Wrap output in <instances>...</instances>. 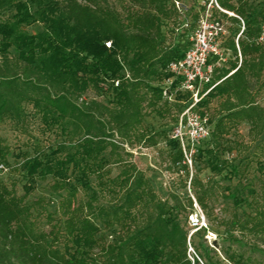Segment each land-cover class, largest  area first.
Instances as JSON below:
<instances>
[{
	"label": "trees",
	"instance_id": "1",
	"mask_svg": "<svg viewBox=\"0 0 264 264\" xmlns=\"http://www.w3.org/2000/svg\"><path fill=\"white\" fill-rule=\"evenodd\" d=\"M218 1L245 22L239 37L241 20L215 12L231 25L222 44L229 58L215 69L219 84L198 105L214 124L211 148L200 156L220 173L222 164L228 167L221 155L234 151L229 138L243 125L264 146V45L258 43L264 0ZM200 11L189 13L191 28L177 33L173 25L182 18L173 0H127L122 11L105 0H0V127L9 123L28 135L35 113L45 133L60 137L56 147L37 142L17 156L0 134V172L9 168L33 182L20 195L18 181L0 179V264H202L191 260L189 232L180 222L184 211L195 212L194 200L184 206L176 194L161 198L132 153L169 139L146 124L149 116L177 124L190 103V94L165 99L163 83L172 77L168 65L191 46ZM35 26L41 29L30 32ZM91 91L105 100L88 99ZM169 142V169L189 178L180 142ZM49 180L60 200L45 230L38 224L45 200L28 199L34 183ZM190 185L206 211L210 189L198 176ZM232 226L264 235V207L255 216L235 214Z\"/></svg>",
	"mask_w": 264,
	"mask_h": 264
},
{
	"label": "rangeland",
	"instance_id": "2",
	"mask_svg": "<svg viewBox=\"0 0 264 264\" xmlns=\"http://www.w3.org/2000/svg\"><path fill=\"white\" fill-rule=\"evenodd\" d=\"M105 3L112 8L122 11L127 0H105ZM203 0H187L186 6L190 13L201 8ZM226 27L231 26L225 23ZM41 27L29 28L30 32H36ZM229 36V33L228 35ZM229 58V55L227 56ZM88 99L96 98L104 101V97L96 92H89ZM261 103L264 104V92ZM212 109L216 103L212 104ZM186 107H184L185 109ZM183 109V110H184ZM212 115V112H211ZM30 120L29 134H21L9 123L0 127L1 136L12 147L14 153L18 154L31 149V145L41 142L43 146H54L60 141V137L45 133L41 118L33 113ZM146 124L158 131L165 130L169 139H173L176 123L171 118H159L151 115L147 118ZM213 131L214 124L209 123ZM169 139L160 140L156 148L138 147L132 150L133 159L136 164L145 171L153 185L163 199H171L172 194L180 196L184 206L188 204L187 198L194 200L195 212L184 211L180 214L182 226L189 232L191 242L189 253L193 259H198L202 264H207L203 255L207 256L213 264H234L227 260L228 256L242 258L246 264H264V235L253 232H242L240 228H234L232 222L235 214L246 218L247 215L255 216L264 207V146L260 145L262 140H253L249 136V126L243 125L239 132L229 138L228 144L233 146V152H226L221 157L227 160L228 167L223 172L213 171L208 164V156L202 155L199 150L211 148L212 135L200 141L194 148L192 164L187 162L189 178L185 171L179 172L170 170L169 157L171 145ZM239 144H243L241 147ZM13 162V159H10ZM221 163V161H220ZM234 168H238L236 171ZM9 170V168H8ZM0 172V179L11 185L18 181L17 190L20 195L24 193L23 186L33 185L21 175H14L10 170ZM118 169L115 170V173ZM198 176L211 191V196L206 199L207 210L205 211L194 198V190L191 187L193 177ZM188 180L187 189L184 188ZM52 181L34 183L35 191L29 197V202L40 198L45 200L44 209H39L38 224L40 228L48 230L46 216L48 213H56L57 203L60 196L50 191ZM86 197L80 196V201ZM44 212V213H42ZM58 217V214H56Z\"/></svg>",
	"mask_w": 264,
	"mask_h": 264
},
{
	"label": "built area",
	"instance_id": "3",
	"mask_svg": "<svg viewBox=\"0 0 264 264\" xmlns=\"http://www.w3.org/2000/svg\"><path fill=\"white\" fill-rule=\"evenodd\" d=\"M173 2L182 18V23L173 25V27L177 33L184 32L191 28L192 23L188 17L190 11L185 2L179 0H173ZM216 11L239 18L234 13L224 10L218 0H203L197 28L190 37L191 46L182 59L173 61L168 65L167 72L172 77L163 83L164 97L170 102H173L176 93L190 94V103L179 115L173 135V139L180 142L186 154V161L190 164L193 160V148L200 141L212 135L209 117L203 116L198 111V105L219 84H213L215 69L224 64L229 55V52L222 45L227 37L228 30L223 21L215 18ZM240 20L242 30L239 37L245 30V22L242 19ZM258 43L264 45V25ZM107 46L109 47L110 43ZM233 73L234 71L231 74ZM175 80H179V84L173 91L172 86ZM118 85L119 82H116V86ZM208 86L209 88H207ZM0 169H3V166ZM190 248L192 249V247ZM189 256L194 261L191 253H189Z\"/></svg>",
	"mask_w": 264,
	"mask_h": 264
}]
</instances>
